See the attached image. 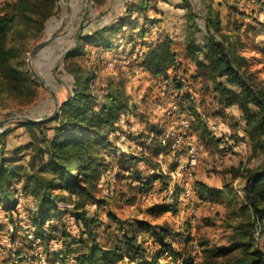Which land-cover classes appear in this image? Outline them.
Masks as SVG:
<instances>
[{
	"label": "trees",
	"instance_id": "1",
	"mask_svg": "<svg viewBox=\"0 0 264 264\" xmlns=\"http://www.w3.org/2000/svg\"><path fill=\"white\" fill-rule=\"evenodd\" d=\"M59 1L0 0V98L11 97L26 107L35 100L40 82L27 68V58L32 47L61 23ZM104 1L66 0L68 14L62 29L33 55L35 65L51 66L49 74L43 75L46 81L53 76L66 84L67 96L56 112L49 116L43 107L40 117L47 120L19 121V126L28 129L29 139L13 149H4L3 142L12 129L0 125V210L6 219L0 227L12 228L6 231L12 264H23L26 259L36 264H196L189 247H195L198 264H264V163L244 169L239 189L243 195H233L237 202L222 189L199 180L193 186L170 184L156 158L172 150L175 136L167 135L164 124L148 119H142L145 125L140 132H127V138L136 140L141 149L116 157L114 173L125 186L144 195L156 182L159 189L169 191L170 201L148 207L147 214L177 213V200L187 191L201 200L227 199L229 207L237 203L230 213L242 219L229 224L225 243L217 245L194 241L166 223L121 218L110 210L106 219L99 217L107 199L98 194V185L104 169L109 168L100 158L102 149L111 144L110 134L124 135L116 123L122 115H138L137 106L129 103L122 83L108 84L100 99L91 87L96 71L74 60L86 56V43L101 47L98 53L116 48L120 41L129 44V53H136L135 66L146 70L159 94L172 96L170 102L186 113L196 143L220 146L225 138L210 132L204 112L216 120L231 115L241 128L235 138L264 155V80H256L258 69L252 67L253 59L264 62V38L251 45L259 56L245 54L250 33L264 31V21L238 1L179 0L175 7L182 10V32L174 36L159 32L148 38L149 28L160 20L146 14L155 7L154 0L125 3V12L117 17L108 16L109 10L126 0L96 13ZM252 1L264 8V0ZM196 93L209 106L202 113L197 111ZM23 149L27 151L21 153ZM175 168L177 173L181 170L178 161L169 171ZM14 181H21V187H13ZM19 192L34 200L24 215L16 209ZM172 242H184L182 250ZM164 254L170 260L160 262Z\"/></svg>",
	"mask_w": 264,
	"mask_h": 264
},
{
	"label": "rangeland",
	"instance_id": "2",
	"mask_svg": "<svg viewBox=\"0 0 264 264\" xmlns=\"http://www.w3.org/2000/svg\"><path fill=\"white\" fill-rule=\"evenodd\" d=\"M117 1L118 0H105L104 3L97 6L96 13L107 10L110 5H113V2ZM126 1L119 6H114V9H111V13L109 10V13L107 12L108 16L114 17L113 15H116L117 17L118 15H123L125 12V3H128L129 6V4L133 3L132 1L135 0ZM226 1L230 3L238 1L240 7H246L245 9L250 13H252L251 9H253V11H256L255 13L253 12V15L260 21H264V8H259L254 1ZM178 2L180 1L154 0L153 4L155 7L148 8L146 14L148 17H155L160 20L155 26L149 28L148 38L156 36L159 32L169 33L172 36H174L176 31L179 33L182 32V10L175 7V4ZM58 6L59 12L62 13V17L63 13H66L64 18L66 19L68 14L66 0H60ZM157 10L160 12H157ZM136 15L137 13H134L132 17ZM138 20L140 23L143 22L141 16ZM127 29L129 30V28ZM120 35L121 32H118L117 36L120 37ZM46 37H43L37 43ZM145 37H147V34ZM249 37L250 43L245 54L252 57L259 56L260 52L257 53L253 51V46L251 45L253 42L257 43L264 38V31L259 34L250 33ZM120 43L121 41L117 43L116 48L110 50L104 49L101 53H98L101 47L86 43V56L74 59L96 71V77L91 81V87L93 91L100 96V99H102L101 96L106 92L108 84L117 86L118 83H122V90L129 97V103L137 106L136 111L138 115H122L116 123L123 130L124 135L121 134L116 138L115 136L119 133L114 135L110 134L109 139L111 140V144L105 147V149H102L103 151L100 158H102L105 163H109V168L104 169L102 180L98 185V194L101 196L104 195L107 199V205H102L99 217L104 219L106 211L110 210L121 218L128 217L131 220L144 218L151 222L166 223L174 231L182 232V234L185 233V237L186 234H189V237H193L194 241L207 240L211 244L217 245L225 243L226 235H228L227 233L230 231L229 224H236L242 219V216H236L230 213V208L235 207L237 203L236 205L231 204L229 207L227 199L225 200L226 202L201 200L194 194L189 195L186 191L185 196H181L179 200H177V213L168 210L167 212L147 214L148 207L170 201V198L166 197V193L169 191L167 192L165 189H159L160 184L156 182L153 190L144 195L138 193L137 188L125 186L122 181L114 177V173L117 171L115 158L122 155V153H138L141 149L138 142L136 140L130 141L126 134L127 132H140L145 125L142 119H148L147 121L149 122L164 124L168 127L166 133L170 136L171 133L176 134L178 131H185V129H182L181 124L185 120L184 118H186V113L179 112L177 107L170 102L173 97L168 94L165 96L159 94L158 87L154 85V78H152L146 70L135 66L134 57H136V53H129L130 45ZM33 57L30 62L27 58V68H29L30 71L34 69L38 75L44 79L43 75L49 74V68L51 66L46 69L45 66L40 67L39 65H35L33 63ZM252 63L253 69H258L256 80H264V62L258 63V60L253 59ZM56 74L63 80L66 79L65 75L59 72ZM47 78L49 82L44 79L47 85L39 81L40 85L37 87L35 100L27 107L19 105L16 100L11 97L0 98V121L17 116L43 119L40 117V115L45 112L43 107H46V111L49 113V116H51L55 110V101L52 92H54L59 106L66 98L68 90L65 83H60L53 78V76ZM194 97L196 99L197 111L202 113L209 108L206 104L207 101L204 103L201 102V94L196 93ZM203 114V118L207 121L208 128L214 131L211 132L210 130V132L218 136H225L220 142V146L215 143L206 146L204 143L200 144L199 142H194L197 146L195 163L183 167L181 170L178 168V173L176 172V168L169 171V166L171 164L173 165L175 161H178V165L186 163L189 159V153L186 149L181 148L175 151V149L172 148L168 153L157 156L156 160L159 161L161 169L168 174L170 184L176 182L181 186H193V183L199 180L214 187V189H222L224 193L228 194L237 202L233 195H236V193L239 197L243 195V192L239 189L243 184L242 174L245 173L244 169L246 167H257L264 163V155L260 149L253 151L248 144L246 145V143L243 144L239 142V137L235 138L236 133L241 130L235 123L237 117L234 119L230 115V119L218 118L216 120L213 119L212 116L208 115L209 117H207V112ZM207 118H209V120H207ZM19 121H22V119H11L2 124L3 128L12 129V132L3 139L4 149L6 150L21 147V145L25 144L29 139L28 129L19 126ZM228 140H231V142L234 141V143L226 144ZM26 151V149H23L21 153H25ZM139 167L144 168V164H139ZM224 185H228V188H224ZM12 186L21 187V181L17 183L14 181ZM238 190L239 192H236ZM16 197H18L16 209L21 215H24L26 209L34 205V200L28 195H23L21 192H19ZM132 197L134 198L133 201H131ZM91 207H94L93 204H89V208ZM17 211L13 212L14 215H17ZM4 215L5 211L0 210L1 223L6 222ZM67 219L73 221L71 217ZM72 227L75 229L76 226ZM8 229H12L11 226L0 227V264H12L13 262V254L9 252L10 241L6 235ZM17 240H19V238ZM172 243L174 247L179 250H182L181 248L184 246V242ZM189 248L192 250L191 254L196 255L195 262L198 264L200 259H198L195 247H193V249L192 247ZM184 249H186V247ZM30 252L32 251L28 253ZM169 260V257L165 254L160 258V262H167ZM23 264H36V262L34 263L26 259Z\"/></svg>",
	"mask_w": 264,
	"mask_h": 264
},
{
	"label": "water",
	"instance_id": "3",
	"mask_svg": "<svg viewBox=\"0 0 264 264\" xmlns=\"http://www.w3.org/2000/svg\"><path fill=\"white\" fill-rule=\"evenodd\" d=\"M65 14L66 13H63V17H62V20H61V23L59 24V26L54 31H52L45 39H43L42 41H40L39 43H37L35 46L32 47L31 51L29 52V56H28L29 62H30L31 58L33 57V55L36 53V51H38L41 47L46 45L57 33H59V31L62 29V27L64 25V22H65V19H64L65 18ZM31 73H32L33 77L36 78L38 81L46 84L44 79L42 77H40L38 75V73L34 69H31ZM52 94H53L54 101H55V106H54L55 110L52 113V115H53L56 112L57 108H58V102L56 100V97L54 96V92H52ZM11 119H22V120L30 121V122H39V121H42V120H47L48 118H45V119H33V118H29V117H19V116H17V117H12V118L1 120L0 121V125L8 122Z\"/></svg>",
	"mask_w": 264,
	"mask_h": 264
},
{
	"label": "bare ground",
	"instance_id": "4",
	"mask_svg": "<svg viewBox=\"0 0 264 264\" xmlns=\"http://www.w3.org/2000/svg\"><path fill=\"white\" fill-rule=\"evenodd\" d=\"M179 116H181V115H179ZM181 127H182V129H185L183 135H185V133L188 134L187 131H190V123H189V121L185 119L183 121V123L181 124ZM181 131H183V130H181ZM181 131L176 132V134L173 133L174 136H175V141H177V139H179L180 135H182L180 133ZM190 138H191V140H185V148H191L192 153H189L188 162H186L184 164H181L180 165V169H182L183 167H186V166H188L190 164H194L195 160H196L195 158H196L197 146L194 144L195 136L193 134H190ZM173 145H174V143H173Z\"/></svg>",
	"mask_w": 264,
	"mask_h": 264
},
{
	"label": "built area",
	"instance_id": "5",
	"mask_svg": "<svg viewBox=\"0 0 264 264\" xmlns=\"http://www.w3.org/2000/svg\"><path fill=\"white\" fill-rule=\"evenodd\" d=\"M185 140H191L190 131H188V134L186 135H180L179 139H177V141H174V145L172 146V148L177 149L178 147L182 146L188 153H192L191 148H185Z\"/></svg>",
	"mask_w": 264,
	"mask_h": 264
},
{
	"label": "crops",
	"instance_id": "6",
	"mask_svg": "<svg viewBox=\"0 0 264 264\" xmlns=\"http://www.w3.org/2000/svg\"><path fill=\"white\" fill-rule=\"evenodd\" d=\"M179 32L178 31H176L175 32V34L177 35ZM227 111H229V109H227ZM211 130V132H214V131H212L213 129H210ZM198 143V142H197ZM244 144V143H243Z\"/></svg>",
	"mask_w": 264,
	"mask_h": 264
}]
</instances>
